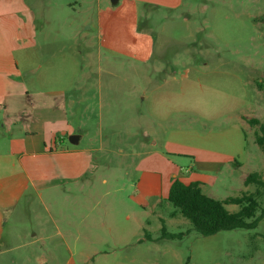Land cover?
Returning <instances> with one entry per match:
<instances>
[{
  "label": "rangeland",
  "instance_id": "374dc122",
  "mask_svg": "<svg viewBox=\"0 0 264 264\" xmlns=\"http://www.w3.org/2000/svg\"><path fill=\"white\" fill-rule=\"evenodd\" d=\"M26 1L35 45L17 59L26 79L58 95V111L83 134L78 147L92 152L84 194L71 198L90 210L82 222L63 197L26 196L6 219L0 264H66V232L78 227L105 238L89 250L107 255L85 262L75 254L77 264H264V217L255 229L202 235L167 199L166 185L142 199L137 191L145 170L214 176L202 190L218 199L255 191L244 184L250 172L264 178L259 126L248 121L264 122V0H183L174 9ZM70 135L60 132L57 147L73 146ZM259 200L263 209L264 190Z\"/></svg>",
  "mask_w": 264,
  "mask_h": 264
},
{
  "label": "crops",
  "instance_id": "0c3cea01",
  "mask_svg": "<svg viewBox=\"0 0 264 264\" xmlns=\"http://www.w3.org/2000/svg\"><path fill=\"white\" fill-rule=\"evenodd\" d=\"M138 1L165 9H174L183 3V0ZM35 35V17L27 1L0 0V235L4 234L7 217L14 215L28 195L41 199L44 195L63 197L66 207L81 213L82 222L85 212L90 210L84 204H73L71 198L84 194L80 181L88 168V159H93L92 152L89 148L78 147L80 141L72 143L73 146L57 147L60 132H81L73 130L67 113L58 111V95L51 89L48 94L43 92L40 79H26L21 72L17 53L31 49L35 45ZM212 160L206 164L211 166ZM193 174L192 169H181L178 173L145 170L137 185L138 198L161 194L164 185L170 190L175 178L187 184L199 182L202 189L208 179L216 181V177L203 172ZM56 210L62 214L64 208L56 206ZM52 220L57 229L60 228V218L52 216ZM101 225L105 227L106 223ZM66 234L71 240L65 241L70 252L66 264H77L75 254L85 262L107 255L104 249L89 250V245L97 240L105 241L102 236L93 239L81 227L76 231L69 229ZM52 254L55 256L54 252Z\"/></svg>",
  "mask_w": 264,
  "mask_h": 264
},
{
  "label": "trees",
  "instance_id": "16d2710c",
  "mask_svg": "<svg viewBox=\"0 0 264 264\" xmlns=\"http://www.w3.org/2000/svg\"><path fill=\"white\" fill-rule=\"evenodd\" d=\"M251 124L259 126L255 141L264 153V122L251 118ZM254 183L257 188L253 192L244 191L239 195L218 199L205 194L199 182L185 183L175 178L171 184L167 199L179 208L202 235H212L222 230L236 228L255 229L264 217V208L260 205L259 196L264 190V178L259 171L250 172L244 184ZM228 204H238L240 209L231 211ZM259 209L261 210L258 214ZM169 237L172 236L168 234Z\"/></svg>",
  "mask_w": 264,
  "mask_h": 264
},
{
  "label": "water",
  "instance_id": "95a60500",
  "mask_svg": "<svg viewBox=\"0 0 264 264\" xmlns=\"http://www.w3.org/2000/svg\"><path fill=\"white\" fill-rule=\"evenodd\" d=\"M114 3L117 1V0H112ZM80 138H81V134L79 133H73L70 135V142L73 143V144H77L79 143L80 141Z\"/></svg>",
  "mask_w": 264,
  "mask_h": 264
}]
</instances>
